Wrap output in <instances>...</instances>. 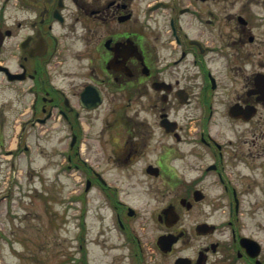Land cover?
I'll return each mask as SVG.
<instances>
[{
  "label": "flooded vegetation",
  "instance_id": "obj_1",
  "mask_svg": "<svg viewBox=\"0 0 264 264\" xmlns=\"http://www.w3.org/2000/svg\"><path fill=\"white\" fill-rule=\"evenodd\" d=\"M1 86L0 165L62 130L63 163L104 189L78 142L86 114L118 103L119 177L163 186L155 248L173 264H264V0H0ZM119 177L116 219L138 242ZM161 234L177 236L166 252Z\"/></svg>",
  "mask_w": 264,
  "mask_h": 264
},
{
  "label": "rangeland",
  "instance_id": "obj_2",
  "mask_svg": "<svg viewBox=\"0 0 264 264\" xmlns=\"http://www.w3.org/2000/svg\"><path fill=\"white\" fill-rule=\"evenodd\" d=\"M9 95L1 86L0 105L6 101V107ZM118 112V103L106 102L86 114L87 131L78 142L81 156L106 180L104 189L85 191L79 171L73 175L74 168L63 163L68 139L62 130L28 136L27 154L18 158L17 168L0 165V264H173V255L164 256L153 245L161 228L157 214L166 202L163 186L137 172L133 179L118 175L111 155ZM5 137L6 146L14 144L13 136ZM118 177L121 197L137 211L126 230L138 242H128L116 219Z\"/></svg>",
  "mask_w": 264,
  "mask_h": 264
},
{
  "label": "water",
  "instance_id": "obj_3",
  "mask_svg": "<svg viewBox=\"0 0 264 264\" xmlns=\"http://www.w3.org/2000/svg\"><path fill=\"white\" fill-rule=\"evenodd\" d=\"M161 239H163L164 243L167 244V247L175 240V238H169V236H162ZM178 261L179 264H183L185 260L184 258H179Z\"/></svg>",
  "mask_w": 264,
  "mask_h": 264
}]
</instances>
